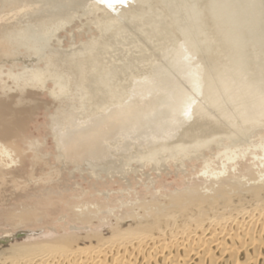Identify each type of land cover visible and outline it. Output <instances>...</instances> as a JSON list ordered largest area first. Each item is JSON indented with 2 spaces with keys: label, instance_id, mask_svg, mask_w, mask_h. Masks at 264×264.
Instances as JSON below:
<instances>
[{
  "label": "bare ground",
  "instance_id": "bare-ground-1",
  "mask_svg": "<svg viewBox=\"0 0 264 264\" xmlns=\"http://www.w3.org/2000/svg\"><path fill=\"white\" fill-rule=\"evenodd\" d=\"M74 1L0 0V75L3 65L18 68L20 62L21 72L13 74L11 69L8 70V74L21 78L17 89L20 92L19 101L23 100L27 89H47L60 107L65 105L63 110L60 108V115L55 113L52 117V124L58 126L52 132L60 157L67 156L68 163L87 159L101 161V171H106V175L109 173L110 176L111 170L119 169V173H122L123 167L130 165L131 160L161 166V155L165 154L182 167L185 166L184 159L198 161L201 157L203 176L215 180L227 172L212 168L213 159L224 155L220 159L224 168L226 163H237L240 158L236 157L235 149L238 148L243 150L241 160L251 156L258 164H263V171H260L257 179L245 178V175L230 178L227 175L228 185H223V180L211 181L201 197L196 199V194L193 199H174L169 205L157 206L156 211L147 218L132 219L129 223L119 219L115 226H111L109 235L100 234L97 242H93V238L87 242L86 238L81 237V241L59 242L55 239L31 246L22 242L29 237L20 239L6 235L0 241V264H264L263 9L259 8L255 0H207L201 4L195 0H172L176 10L173 8L165 12L169 21L164 27L156 25L154 29L164 31L168 26L173 30L177 26L175 29L184 43L181 46L178 45L179 40L172 43L167 53L172 54L175 57L173 60L177 61L178 68L173 69L181 72L179 74L178 71V79H182L188 86L186 89L180 86L175 94L158 96L157 100L148 103L149 111L145 112L132 102H124L132 95L144 98V85L147 81L130 80L131 87L127 91L120 79L115 78L111 68L100 69L96 64L92 66L95 72L94 90H87L89 85L85 86L87 89L83 87L89 80L85 83L82 75L76 89L73 85L76 93L73 92V98L69 97L66 78L56 71V62L62 58H55L59 55L56 54L57 49L50 46L49 40L62 25L70 21ZM101 2L107 3L104 0ZM109 7L105 6L112 8ZM145 13L146 9H141L132 18ZM177 13H182L179 22ZM98 19V28L102 32L113 26L112 18L110 22L103 21L100 26ZM96 42L87 43L86 50L92 51L91 47ZM106 43L107 47L111 44ZM46 49L49 54L45 53ZM78 53L64 55L70 60L75 55L77 57ZM90 56L94 57L92 53ZM84 60L82 63H85ZM88 60L87 64L90 62ZM58 65L63 67L62 64ZM48 78L52 80L53 88L47 87ZM3 89L6 91L9 88L4 85ZM75 113L96 117L88 126L67 129L66 125L72 126L73 121L70 119H73ZM149 123L153 131L145 139L142 151L127 156L122 162L110 157L107 147L103 146L108 138L127 127L143 129ZM258 136V142L250 140ZM211 145L215 149L211 151V148L209 152L207 149ZM204 149L208 152H201ZM257 149L261 150L262 155H258ZM0 154L12 162L9 151L3 145H0ZM124 172L126 174V170ZM91 173L99 175L95 170ZM216 183L217 187L214 186Z\"/></svg>",
  "mask_w": 264,
  "mask_h": 264
},
{
  "label": "rangeland",
  "instance_id": "rangeland-1",
  "mask_svg": "<svg viewBox=\"0 0 264 264\" xmlns=\"http://www.w3.org/2000/svg\"><path fill=\"white\" fill-rule=\"evenodd\" d=\"M101 1L103 0H75L72 4L74 8L71 5L70 21L62 25L49 40L50 46L54 47L55 50L57 49L56 54L59 57L56 55L55 58H62L61 61L56 62V71L66 78L69 97L73 98L76 93L73 90L76 89V84L82 75L85 77V83L89 80L83 87L90 86L89 89L85 88L89 91L94 90L95 72L92 66L95 64L100 69L102 67L111 68L115 78L120 79V83L126 87L127 91L131 87L130 80L143 79V81H147V84L144 85L146 92L144 98L131 94L132 96L124 102V104L132 102L141 111L148 112V103L158 96L175 94L180 86L186 89L188 85L177 77L179 69H173L174 67L178 68L177 61L173 60L175 57L167 53V50L172 48L171 46L176 41L179 40V46L182 45V42L184 43L175 29L177 26L173 30L168 26L164 31H155L154 29L156 25L164 27V24L169 21L165 12L173 8L176 10L174 2L172 0H155L151 3L146 0L150 2L149 4L138 0V2L136 0H113V2L104 0L105 3L107 2L106 4H109L106 5ZM195 2L201 4L207 0H195ZM255 2L261 10L263 9L264 13V0H255ZM96 5H98L97 10ZM104 5L112 8H105ZM157 6L159 7L157 8ZM124 9L128 10L129 13L125 12ZM141 9H146V13L132 18V15L139 14ZM126 13L128 14L125 15ZM106 14L108 18L112 14V19H108ZM129 14L131 17H128ZM96 16L100 19H98L100 21L99 26L104 23L103 21L110 22L111 19V22H114L113 26L116 25V27L111 26L110 30L102 32L98 28ZM176 16L177 22L181 21L178 19L182 13H177ZM101 18L104 20L101 21ZM141 27L143 28L141 29ZM117 34L118 36H116ZM140 36L142 37L140 38ZM91 41L97 42L91 47L92 51H87L85 46ZM104 43L106 45L111 43L108 46L110 49ZM101 44L103 45L101 46ZM99 50L100 52H98ZM121 50L124 52L121 53ZM45 51L46 54H49L48 49ZM80 51H84V53ZM86 51L89 55L92 53L94 57H89ZM22 52L25 51L22 49ZM71 52H79L80 54L78 53L77 57L75 55V58L69 60L64 54ZM147 57L150 60H147ZM87 58L90 60L88 64L92 63L91 66L87 64ZM76 59L78 62L81 61L78 63ZM82 60L87 65L82 63ZM69 61L72 63L69 64ZM58 64H62L63 67ZM1 65L2 63H0ZM117 65L121 68H117L119 67ZM18 66V68H10V65H3L0 75V145L7 148L12 158L11 162L0 154V241L6 235H12L14 238L29 237L22 242L31 246L55 239L59 242L81 241V237L86 238L87 242H91L90 239L92 238L93 242H97L101 237L100 234L109 235L111 226H115L116 222L120 221L119 219L129 223L132 219L147 218L156 211L157 206L169 205L174 199L179 198L183 201L187 198L193 199L196 194L198 195L196 199L201 197L203 191L211 185V181L223 180L221 183L228 185L227 175L230 178L234 175H245V178L257 179L263 171V164H258L255 158L246 156L241 160L243 150L240 151L241 149L238 148L235 149L236 157L240 158L237 163H226L224 168L220 160L224 155H218L213 159L212 168L216 171L225 170L227 172L219 175V178L215 180L206 178V175L203 176L201 171L204 164L201 162V157L198 161L184 159L185 166L182 167L179 166V162L165 154L161 155L163 162L159 163L162 167L154 163L140 164L141 162L131 160L130 165L123 167L122 173L124 174L119 173V169H115L116 173L108 170L107 172L110 171L112 176L109 173L106 175V171L105 173L101 171V161L95 162L93 159H87L82 162L77 161L78 163H68L66 155V157L59 156V148L52 132L58 127L56 124H52V117L55 113L60 115L59 113L65 105L60 107L47 89H27L23 100L19 101L20 92L18 93L17 89L21 84V78L8 74L9 69L13 74L21 72L19 68L22 64L19 62ZM86 69L87 71L90 69L88 73ZM119 69L123 70L120 71ZM132 71L134 72L132 73ZM70 74L74 76L73 79ZM126 74L127 78H125ZM140 75H142L141 78L138 77ZM46 84L48 88L54 87L49 78ZM4 85L8 86L9 89L5 91ZM81 116L75 113L73 119H70L73 121L72 126L66 125L67 129L88 126L93 123L96 117L93 115ZM151 127L152 125L149 123L143 129H141L142 127H127L124 130H119L108 138L103 146L107 147L110 157L114 161L122 162L127 156H133L138 151L143 150L145 139L153 131ZM174 140L176 139L174 138ZM250 140L258 142L260 136L252 137ZM209 149L213 151L215 146L211 145L207 149L210 152ZM207 150L204 149L201 152L207 153ZM256 152L258 155H262L261 150L257 149ZM178 158L180 159V157ZM233 167L236 170H233ZM92 170L98 172L99 175L91 173ZM121 174L122 176H120ZM238 178L244 181L242 177ZM214 186L217 187V183Z\"/></svg>",
  "mask_w": 264,
  "mask_h": 264
}]
</instances>
